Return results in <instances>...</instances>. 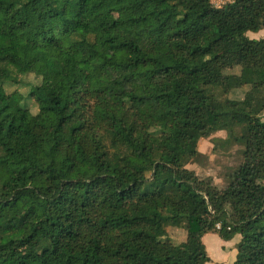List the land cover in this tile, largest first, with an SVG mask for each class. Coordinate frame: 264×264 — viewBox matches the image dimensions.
<instances>
[{
  "label": "trees",
  "instance_id": "16d2710c",
  "mask_svg": "<svg viewBox=\"0 0 264 264\" xmlns=\"http://www.w3.org/2000/svg\"><path fill=\"white\" fill-rule=\"evenodd\" d=\"M249 31L264 0H0V264H205L211 231L240 235L233 264H264V34ZM26 74L35 113L4 87ZM237 125L224 187L186 167Z\"/></svg>",
  "mask_w": 264,
  "mask_h": 264
},
{
  "label": "rangeland",
  "instance_id": "374dc122",
  "mask_svg": "<svg viewBox=\"0 0 264 264\" xmlns=\"http://www.w3.org/2000/svg\"><path fill=\"white\" fill-rule=\"evenodd\" d=\"M215 2H220L223 0H214ZM264 32H247L248 37L250 38H261ZM239 68L235 67L232 69H228L227 73H238ZM19 82L10 84H4V87L7 92H12L14 90L18 91L20 94L24 96L23 103L25 106L29 108L32 113L37 111V104L34 99L27 97V93L29 88L38 83L39 78L33 74H26L19 76ZM247 87H241L233 90L228 94V97L235 98L238 100L244 99V92ZM262 119L264 120V111L262 112ZM229 134L232 137H240L243 134V126L237 125L231 128L230 131L220 130L209 137L200 138L197 144V149L201 153V156L195 160L190 161L186 164V167L195 171V173L200 178H211L214 185L222 188L224 187L233 171L237 168V166L241 162V149L238 143H233L230 139H227ZM47 145L43 141H39L34 146V153L36 162H43L46 158ZM15 169L23 172L30 181L36 183L40 181L39 175L36 171L29 169L26 163H22L20 165L15 166ZM171 231V230H170ZM172 233V232H171ZM182 235V231L180 233ZM178 235L177 237H179ZM240 238H238L239 241ZM208 242H211L213 245L214 242L212 239H207ZM210 244L209 253L212 256V259H221L224 258L223 254L219 253L217 245L212 247ZM229 254V250L226 252ZM8 262L14 264L16 262V257L8 255Z\"/></svg>",
  "mask_w": 264,
  "mask_h": 264
},
{
  "label": "crops",
  "instance_id": "0c3cea01",
  "mask_svg": "<svg viewBox=\"0 0 264 264\" xmlns=\"http://www.w3.org/2000/svg\"><path fill=\"white\" fill-rule=\"evenodd\" d=\"M182 231V235L180 234ZM172 232V233H171ZM180 235L179 237H177ZM170 237L175 242L184 241L186 238V232L181 228H172L170 231ZM238 238H240L239 234H233L227 239H223L220 237L217 231H211L203 235L202 242L205 245L206 252L210 257V261L206 262L205 264H233L235 257H236V244L238 243ZM207 239H212L214 244L212 245L211 242H208ZM210 244L212 247H218L219 253L223 254L224 258L221 259H212V256L209 253ZM209 245V247H208ZM229 250V254L226 252Z\"/></svg>",
  "mask_w": 264,
  "mask_h": 264
},
{
  "label": "built area",
  "instance_id": "2783aa9c",
  "mask_svg": "<svg viewBox=\"0 0 264 264\" xmlns=\"http://www.w3.org/2000/svg\"><path fill=\"white\" fill-rule=\"evenodd\" d=\"M211 1V4L216 7V8H222L224 5H226L227 3H230L232 2L233 0H223V1H220V2H215L214 0H210ZM216 228L217 229H220V224L217 223L216 224Z\"/></svg>",
  "mask_w": 264,
  "mask_h": 264
}]
</instances>
